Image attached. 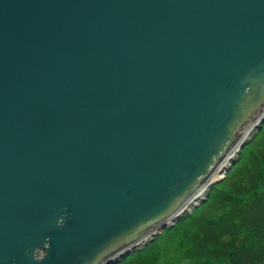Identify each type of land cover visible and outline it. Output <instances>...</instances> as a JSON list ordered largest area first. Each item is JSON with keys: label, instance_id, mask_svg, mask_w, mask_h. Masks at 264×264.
<instances>
[{"label": "water", "instance_id": "95a60500", "mask_svg": "<svg viewBox=\"0 0 264 264\" xmlns=\"http://www.w3.org/2000/svg\"><path fill=\"white\" fill-rule=\"evenodd\" d=\"M263 122L264 0H0V264L118 263Z\"/></svg>", "mask_w": 264, "mask_h": 264}, {"label": "trees", "instance_id": "16d2710c", "mask_svg": "<svg viewBox=\"0 0 264 264\" xmlns=\"http://www.w3.org/2000/svg\"><path fill=\"white\" fill-rule=\"evenodd\" d=\"M161 238H178L194 264H264V122L205 201ZM155 246L145 251L148 259L119 264H152Z\"/></svg>", "mask_w": 264, "mask_h": 264}, {"label": "rangeland", "instance_id": "374dc122", "mask_svg": "<svg viewBox=\"0 0 264 264\" xmlns=\"http://www.w3.org/2000/svg\"><path fill=\"white\" fill-rule=\"evenodd\" d=\"M253 133H254V131H253ZM252 134H250L249 140H250ZM246 144H245V146H246ZM236 157H237V154L235 155L234 159H236ZM221 181L222 180L216 181V183L205 193V195H207L213 187L219 185ZM193 209L194 208L189 209L184 214V216L191 214L192 213L191 211ZM184 216L180 217L175 223L177 224L180 221V219H182ZM175 223L171 224V225L173 226V225H175ZM172 226H170L168 229H165L163 232L159 233L157 235L158 237H156L155 239L150 241L147 246H145L143 248L139 247V250L137 252L130 255V256H134L135 259L133 261H135V260L141 261V260L148 259L146 257L147 252L151 251V248H153L156 245L155 248H157V256L155 257V260L152 264H194L192 259L187 258L186 248L183 246V243H181V241L178 240V238H176L174 240H169V241H162L161 236L163 235V233L166 230L168 231L169 229H171ZM145 251H147V252L145 253ZM125 259L120 260L116 264H119L120 262H122ZM121 264H127V263L125 262V263H121Z\"/></svg>", "mask_w": 264, "mask_h": 264}, {"label": "bare ground", "instance_id": "6f19581e", "mask_svg": "<svg viewBox=\"0 0 264 264\" xmlns=\"http://www.w3.org/2000/svg\"><path fill=\"white\" fill-rule=\"evenodd\" d=\"M248 135H249V134H247V133L245 134V133H244L242 137H243L244 139H247V138H248ZM228 163H229V162H226V161H225L223 166L226 167V166L228 165ZM223 166H222V167H223ZM222 176H223V171H221L220 173H219V172L216 173L215 175H213V177H212L211 179H212V180H217V179H220ZM202 192H203L204 194H203ZM201 193H202V194H201ZM205 193H206V189H201V191L198 192V194H201V195H199L200 197H202L203 195H205ZM198 194H197V195H198ZM187 209H189V206H187ZM187 209H186V210H187ZM191 212H192V211H191ZM146 239H147V238H146ZM140 244H141V243H140Z\"/></svg>", "mask_w": 264, "mask_h": 264}]
</instances>
